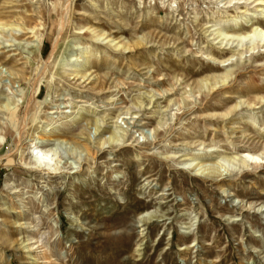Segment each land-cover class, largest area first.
<instances>
[{
    "label": "rangeland",
    "instance_id": "1",
    "mask_svg": "<svg viewBox=\"0 0 264 264\" xmlns=\"http://www.w3.org/2000/svg\"><path fill=\"white\" fill-rule=\"evenodd\" d=\"M0 23V264H264V47L221 62L214 30L264 29V5L0 0ZM51 127L64 167L27 168Z\"/></svg>",
    "mask_w": 264,
    "mask_h": 264
},
{
    "label": "bare ground",
    "instance_id": "2",
    "mask_svg": "<svg viewBox=\"0 0 264 264\" xmlns=\"http://www.w3.org/2000/svg\"><path fill=\"white\" fill-rule=\"evenodd\" d=\"M253 2H256L257 6L264 5L263 4L264 0H253ZM235 24L237 25V22ZM10 25H12V23ZM6 26H8V24L0 23V29L1 28L4 29ZM17 27H18V30H20L22 28L20 26H17ZM251 27H252L251 31L248 32L249 33L248 35H242L236 26H227V27L220 26V27L214 29V30H217V32H216L217 37L216 38L221 37L219 42L222 45L224 44L223 49H230L233 51V54H231L228 58L221 60V62H226V61L231 60V58L233 56H235L236 54L239 55V57L241 58L242 55L246 51H251V50H254L256 48L264 47V29L260 28L255 23H253L251 25ZM230 31H232V32H230ZM96 37H98V35ZM257 37L259 38V41L256 42L255 39ZM247 38L250 39L251 40L250 42H252V43L248 47H246L245 50H243L242 49V47L244 46L243 40L247 39ZM237 39H238V43L234 47L240 46V48H236L234 50V49H232V47H233L232 45ZM115 40H116V38H113L109 41V42H113L114 48H119V47L125 48V46L122 45L123 43L121 44L119 41L115 42ZM226 46H228V47L225 48ZM54 48L56 49L57 45H55ZM38 51H39V47L37 48V52ZM213 51H215V50H213ZM28 54H31V53L29 52ZM208 55H209V53H208ZM89 62H90L89 59L86 58L84 61H81V63H78V62L71 63L70 66H71V68H73V70L71 71V74H75V75L81 74L80 73L81 67L86 66V64H88ZM232 74H233L232 71L230 69H227V71L221 77V81L222 82L226 81L228 79V77ZM215 85L216 84H214V85L212 84V88ZM210 87H211V85H210ZM32 98H33V96H32ZM4 99H5V101L3 103H4V106L6 109H11V107L13 105H16V102H14V98L10 97L9 95H6L4 97ZM50 113H53V112H50ZM77 114H78V112H76V111L71 112L69 121H71V122L76 121L79 117ZM4 115H5V113H4ZM25 121H26V119L24 120V122ZM99 123H100V119H95L96 126H98ZM22 128L23 127H20L18 134H17L18 136H22L21 135ZM45 131L44 132L46 134V138L40 137V136L30 138V140L27 144V148H26L27 157H26V159H23L22 162L27 165V168H29L31 170L35 169V170H38L40 172H45V171H49V170H60L62 167H64L63 149L58 144V142H56L59 140L58 138H55L54 140L50 138V136L52 135V127L45 130ZM120 136H121L120 134L113 132V134H111L109 136V141L116 142V141L120 140ZM64 141L66 144H68L66 140H64ZM61 142H63V140ZM101 144L104 145L103 142ZM80 147H82V146H79V142H73V143L71 142V143H69V146L67 148L68 149L67 152L74 155L73 160H76L77 163H79V162L82 163V161H83V158L81 157V154H80L81 152L79 151ZM259 159H261L260 154L249 152L246 154V156L244 158L239 156V157H236L235 159L233 158V161H235L236 165L239 168H241V167H246L248 165L249 161H256ZM195 161H196V159H190V162L189 163L185 162V164L188 165L187 167H189V168L193 166V169L201 170V173L204 171H208L209 174L216 172L215 168H213L211 166H205L204 164L201 163V161H196V162ZM81 163L79 166H81ZM43 255L45 258L51 259L52 252H50L49 249L45 248Z\"/></svg>",
    "mask_w": 264,
    "mask_h": 264
}]
</instances>
